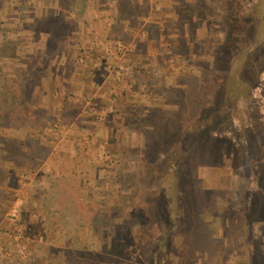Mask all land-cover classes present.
I'll list each match as a JSON object with an SVG mask.
<instances>
[{
    "label": "rangeland",
    "instance_id": "obj_1",
    "mask_svg": "<svg viewBox=\"0 0 264 264\" xmlns=\"http://www.w3.org/2000/svg\"><path fill=\"white\" fill-rule=\"evenodd\" d=\"M147 1L150 2L148 15L144 19L139 17L133 20L128 35L116 26V0H105L108 4L106 7L102 0H79L75 5L77 7L68 15L65 24L68 38L55 56L53 66L57 73V96L64 94L67 97L68 82H77L70 102L67 101V105L61 103V107L72 105L75 115L70 116L68 110L61 109L56 118L65 114L70 121L60 122L58 131L49 127L55 140L53 149L40 160H35V166L30 167L25 175H20V169L14 171V163L5 158L7 151L0 148V197L6 199L0 198V264H41L39 261H43V264H72L75 258H90L94 264H107L108 261L111 264H151L148 259L149 245L152 246L163 229L158 223L138 225L131 237H102L90 247L86 245L85 238L75 236L72 241L65 238L67 231L63 220L71 217L61 215L64 209H61L59 202L50 203V212L44 206L53 173L48 158L54 150H58L59 145L63 147L62 161L70 159L73 162L78 158L81 162L82 159L83 164L78 170L84 172L82 175L68 172L69 179L61 177L59 183L82 178V181L94 186L97 195L102 196L103 191L114 189L111 176L120 173L124 180L135 170L136 156L127 155L128 147L130 144L136 145L138 154L141 152L144 137L140 138V135H148L143 125L144 119L152 123L161 114L179 110L187 114L198 109L197 103L183 100L178 94L186 91L191 84H198L202 89L206 81L186 78L184 83H175L179 75H187L188 63L183 59L186 54L178 53V59L169 62V39L161 41L160 46L156 41L137 45L138 38L143 36L144 31L153 29L154 23L164 15L163 8L169 5L166 1L161 4L154 0ZM258 1L244 2L240 12L243 22ZM63 5L61 0H0V60H3L5 67L11 69L17 66L21 56L37 55L42 47L45 48L46 40L49 41L47 52L53 50L56 45L54 38L49 37L51 29L38 30L37 24L60 25V13L66 9ZM26 24L35 26V33L29 31L28 40L18 47V53L8 55L2 50L4 40L15 35L25 36L22 30L28 27H25ZM185 26H179L182 31L179 33L172 29V35L181 37L186 31ZM199 31L201 33V29ZM85 41L88 52L82 50ZM85 53L89 55L88 61L85 60ZM136 59L150 61L157 71L164 64L165 77L168 78L165 86L154 91L150 82L143 84L134 81ZM173 77L171 83L169 80ZM252 92L251 108L247 110L240 103L235 112L234 124L239 135L231 130L213 129L215 123L198 132L201 137L209 134L208 143L204 142L209 147L203 150L205 160L200 162L195 175L196 186L220 190L233 188L236 194L229 197L238 201V207L231 211L232 216L224 218L221 217L223 211H192L188 238L176 242H186L187 245L193 242L195 264H264V72L261 83ZM120 96L131 99L136 107L127 108L126 103H119ZM88 124L94 126V130L90 128L87 131L91 135L85 132ZM107 125L115 129L112 139L102 138ZM119 130L123 131L120 139ZM26 132L25 127L3 129L1 143L10 135L28 139L37 137V134ZM213 138L219 140L216 149L211 147ZM109 157L122 160V163L109 162L112 159ZM82 194L87 196L86 191ZM48 195L50 197L51 193ZM127 200V212H146L145 203L139 201L140 196L132 197L131 192ZM14 207L19 211L17 217L10 214ZM104 213L110 215L108 211ZM141 234L150 239L148 245H143L139 240ZM221 235L222 238L217 241ZM215 245L226 247L224 251H217ZM228 247H232L235 253H226ZM176 260H179L178 256Z\"/></svg>",
    "mask_w": 264,
    "mask_h": 264
},
{
    "label": "trees",
    "instance_id": "obj_2",
    "mask_svg": "<svg viewBox=\"0 0 264 264\" xmlns=\"http://www.w3.org/2000/svg\"><path fill=\"white\" fill-rule=\"evenodd\" d=\"M154 1L160 4L166 1L169 4L168 8H163L164 15L154 23L150 32L144 31L143 36L138 38L137 45L156 41L160 46L161 41L169 39L171 40L169 44L171 52L167 53L169 62L177 60L178 53L186 54V58L183 59L188 63L187 75H179L175 83H184L186 78L206 81L202 89L198 84H191L186 91L178 94L183 100L197 103L198 109L187 114L184 110L161 114L157 121L152 123L144 119L143 125L148 135H140V138L144 137L141 152L138 154L136 145L130 144L128 147L127 155L136 156L135 170L124 180L120 173L111 176L110 182L114 184V189L103 191L102 196L97 195L94 186L82 181V178L59 183L62 181L61 177L69 179L68 172L80 175L84 173L78 170L83 164L82 159L81 162L78 158L73 162L70 159L62 161L63 147L62 144L59 145L58 150H54L48 158L53 173L44 197V206L46 211L50 212V203L59 202L61 209H64L61 215L71 217L63 220L67 231L65 238L71 241L75 236L85 238L86 245L90 247L102 237L120 235L131 237L138 225L156 222L163 229L155 244L149 245L150 263L195 264L193 242H189L188 245L186 242H176L188 238L192 211L198 209L213 213L223 211L221 217L224 218L232 216L231 211L238 207V201L234 197H229L236 194L233 188L220 190L196 186L195 175L200 162L205 160L203 150L209 147L204 143H208L209 134L201 137L198 132L215 123L213 129L231 130L233 134L239 135L234 124L236 109L240 103L244 104L247 110L251 108L254 98L252 91L261 83L264 72V0L254 4L245 22L241 20L240 12L246 0ZM61 2L66 9L60 13V25L37 24L38 30L51 29L52 34L50 32L49 37L54 38L53 42L56 45L53 50L47 52L49 41L46 40L45 48L42 47L37 55L21 56L19 64L14 68L5 67L3 60H0V148L7 151L6 160L14 163L12 167L14 171L20 169L18 170L20 175L29 173L30 167L35 166V160H40L47 151H52L55 140L48 130L49 127L52 126V129L58 131L60 122L70 121L69 116L65 114L56 118L61 109L68 110L70 116L75 115L74 107L66 106V102L69 103V99L73 98L77 82H68L67 97H64V94L57 96V73L53 61L68 38L65 24L79 0ZM102 3L104 7L108 5L105 0H102ZM116 3L118 6L116 26L127 35L131 32L133 20L139 17L144 19L150 10V2L147 0H116ZM183 24L186 25L185 33L181 37L173 36L172 29L176 33L182 32L179 26ZM34 28L35 26L24 28L22 31L25 36L15 35L5 39L2 50L10 56L17 54L18 47L27 42L28 32L35 33ZM177 37L180 38L178 42ZM87 46L88 43L82 50L88 52ZM85 57L88 61L89 55L85 53ZM141 61L136 59L133 67L134 81L143 84L150 82L152 90H160L168 81L165 77V65L161 64L160 72L154 69L150 61ZM173 80L174 77L169 81L172 83ZM131 101L122 96L118 100L119 103H126L127 108L136 107ZM62 102L66 105L61 107ZM22 127L29 132L26 133L37 134V137L28 139L24 136L10 135L1 143L3 129ZM85 127L87 129L85 132L90 128L94 130V126L91 127L89 124ZM114 130L112 125H107L102 138L112 139ZM118 134L120 139L123 131L119 130ZM212 141L211 147L216 149L219 140L213 138ZM262 143L264 146V141ZM110 158L112 159L108 160L109 162L115 161L119 165L122 163V160ZM18 180L20 182V179ZM85 191L87 196L82 194ZM131 192L132 197L140 196L139 201L145 203V213L127 212L125 204L128 201V193ZM48 193H51L50 197ZM0 198L6 201L5 198ZM105 211L110 215L105 214ZM144 237L141 234L139 240L143 245H148L150 239ZM9 244L11 247V241ZM225 247L215 245V250L224 251ZM227 249L226 253H235L232 247ZM177 256L179 260H176ZM39 263L43 264V261ZM72 264L94 263L90 258H75ZM107 264H111L110 261Z\"/></svg>",
    "mask_w": 264,
    "mask_h": 264
},
{
    "label": "built area",
    "instance_id": "obj_3",
    "mask_svg": "<svg viewBox=\"0 0 264 264\" xmlns=\"http://www.w3.org/2000/svg\"><path fill=\"white\" fill-rule=\"evenodd\" d=\"M19 211H18V208L17 207H14L12 210H11V215L13 216V217H17L18 215H19V213H18Z\"/></svg>",
    "mask_w": 264,
    "mask_h": 264
}]
</instances>
